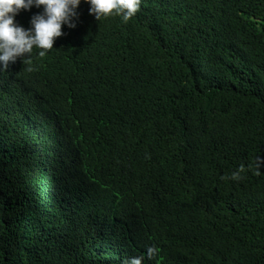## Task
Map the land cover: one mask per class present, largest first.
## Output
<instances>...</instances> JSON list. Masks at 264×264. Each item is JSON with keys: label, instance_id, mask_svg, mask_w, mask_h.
<instances>
[{"label": "trees", "instance_id": "trees-1", "mask_svg": "<svg viewBox=\"0 0 264 264\" xmlns=\"http://www.w3.org/2000/svg\"><path fill=\"white\" fill-rule=\"evenodd\" d=\"M88 9L0 69V264H264V0Z\"/></svg>", "mask_w": 264, "mask_h": 264}, {"label": "clouds", "instance_id": "clouds-1", "mask_svg": "<svg viewBox=\"0 0 264 264\" xmlns=\"http://www.w3.org/2000/svg\"><path fill=\"white\" fill-rule=\"evenodd\" d=\"M89 14L98 20L102 16L120 15L128 21L139 10L142 0H86ZM81 0H0V69H7L18 58L31 61L34 49L43 57L54 47L56 38L64 34V26L74 28L78 19ZM40 9L25 27L16 20L21 10ZM31 70V68L29 69ZM244 166L232 173L240 177ZM155 249L149 247L147 255L153 256ZM144 255L127 258L124 264H143Z\"/></svg>", "mask_w": 264, "mask_h": 264}]
</instances>
